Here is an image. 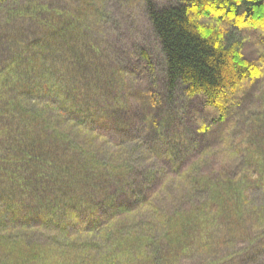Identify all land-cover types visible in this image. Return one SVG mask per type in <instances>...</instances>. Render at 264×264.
Listing matches in <instances>:
<instances>
[{
	"label": "trees",
	"instance_id": "16d2710c",
	"mask_svg": "<svg viewBox=\"0 0 264 264\" xmlns=\"http://www.w3.org/2000/svg\"><path fill=\"white\" fill-rule=\"evenodd\" d=\"M146 9L165 59V101L155 85L128 88L118 74L108 85L83 83L88 42L81 20H63L62 12L48 21V41L27 45L15 64L22 72L0 109L16 123L4 122L0 132L7 157L0 160V264H182L214 248L215 230L244 236L264 225V201L250 195L264 187V108L241 119L243 128L253 126L245 148L234 146L229 157L214 149L210 135L256 74L239 61L238 36L199 21L264 28L257 16L264 0H178L166 7L147 0ZM26 54L30 68L23 66ZM51 61L63 69L57 78L41 70ZM178 89L187 103L216 115L193 118L192 135L201 142L182 135L186 118L171 104ZM259 95L264 103V89ZM176 135L181 149L171 144Z\"/></svg>",
	"mask_w": 264,
	"mask_h": 264
},
{
	"label": "rangeland",
	"instance_id": "374dc122",
	"mask_svg": "<svg viewBox=\"0 0 264 264\" xmlns=\"http://www.w3.org/2000/svg\"><path fill=\"white\" fill-rule=\"evenodd\" d=\"M151 1L157 7H166L178 0ZM146 2L147 0H6L2 2L0 4V109L4 106L8 107L7 97L10 95V85H13L14 82L18 83L16 75H20L22 72L18 69L15 70V64L24 54L27 45L48 41L53 33L47 30L50 24L48 21L59 19L56 16L57 12H62L61 19L63 20H70L69 17L81 20V39L88 42L86 57L81 60L83 83L97 87L108 85L107 79L114 80L113 78L118 74L121 83L128 85V88L141 87L142 90L144 87L155 85L162 101H165L167 98L162 97L167 94L165 59L148 18ZM39 6L48 11L43 10L41 16L35 15L33 11ZM258 12L257 16L262 15V19H264V9H259ZM80 14L81 19L79 18ZM257 16L255 20H257ZM225 20L230 22L232 19ZM199 21L207 28L220 31L229 30L238 36L242 46L239 61H246L250 65L251 71L256 74L251 82L242 86L239 96L236 97L238 101L232 113L228 114L226 120L214 126L210 133L213 137L212 146L215 147L214 149H223L222 156L229 157L234 152L232 149L235 148L234 146L238 148L242 144V147L245 148L244 138L248 134L247 131L253 126L251 123L243 128L241 119L246 117L253 108L257 110L264 108V103L259 95V90L264 89V28L250 27L243 22L242 26L237 25L239 28H236L235 23H230L235 27V31H233L231 28L234 29V27L230 26L228 29L221 24L224 20L219 23L220 25L212 22L207 23L203 19ZM262 21L261 23H264V20ZM142 51L147 55L149 65H146L143 56L139 54ZM24 57L23 66L30 68L31 57L28 54ZM97 59L100 65H93L92 61ZM259 60L260 62H258ZM46 68H50L48 77H52L54 74V78L59 77L63 70L59 68L58 61L45 64L41 70ZM257 73H260L259 77H257ZM36 80L38 79L33 76L32 81ZM180 95V90H176L171 104L177 111L176 115L183 116V119L186 118L180 127L182 135L187 136L185 133H190L193 140L199 139L200 141V137L192 135L193 127L190 126L193 124V118L200 115L202 116L201 120L208 121L215 118L216 115L209 111L202 112L195 101L187 103L180 98ZM236 107L239 108L236 110ZM258 117L257 114L256 118ZM235 119L237 127H233ZM4 122L13 126L16 124L7 121L0 115V132ZM206 139L203 138V140ZM175 143L177 148L181 149L177 142V135L171 143L172 146ZM180 143L182 147L183 140ZM183 146L187 151L194 149L193 142L189 144L186 141ZM4 154L5 151L1 150L0 160L2 161H6L7 158ZM260 163L262 162L258 160L257 164ZM3 185L7 188L11 186L9 183H3ZM263 188L260 186L252 189L250 195L264 201ZM260 226L262 228L255 227L251 236L252 242L242 235L229 236L221 229L215 230L212 236L213 241L217 244L214 248L203 255H199V252H197L198 255L195 253L191 258H186L182 264H264V225ZM188 255L190 256V254Z\"/></svg>",
	"mask_w": 264,
	"mask_h": 264
},
{
	"label": "bare ground",
	"instance_id": "6f19581e",
	"mask_svg": "<svg viewBox=\"0 0 264 264\" xmlns=\"http://www.w3.org/2000/svg\"><path fill=\"white\" fill-rule=\"evenodd\" d=\"M252 190V189H251ZM251 197L253 198V196L251 195ZM255 198V197H254ZM252 235L251 234H246L245 233V235H244V237H246L247 239H249L250 240V242H252L253 240H252V237H251Z\"/></svg>",
	"mask_w": 264,
	"mask_h": 264
}]
</instances>
